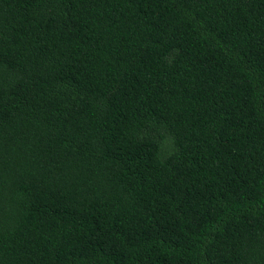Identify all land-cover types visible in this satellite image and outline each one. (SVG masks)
<instances>
[{
    "label": "trees",
    "instance_id": "16d2710c",
    "mask_svg": "<svg viewBox=\"0 0 264 264\" xmlns=\"http://www.w3.org/2000/svg\"><path fill=\"white\" fill-rule=\"evenodd\" d=\"M0 264H264V0H0Z\"/></svg>",
    "mask_w": 264,
    "mask_h": 264
}]
</instances>
